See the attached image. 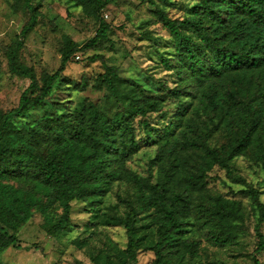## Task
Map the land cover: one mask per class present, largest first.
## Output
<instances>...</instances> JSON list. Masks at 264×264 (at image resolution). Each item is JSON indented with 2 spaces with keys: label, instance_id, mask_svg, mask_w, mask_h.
Wrapping results in <instances>:
<instances>
[{
  "label": "trees",
  "instance_id": "obj_1",
  "mask_svg": "<svg viewBox=\"0 0 264 264\" xmlns=\"http://www.w3.org/2000/svg\"><path fill=\"white\" fill-rule=\"evenodd\" d=\"M33 1L22 0L29 17L6 48L9 72L30 83L15 107L0 110V253L22 248L18 230L36 212L46 233L60 236L72 230L73 201L96 206L120 183L126 191L117 193L115 213L98 223L124 226L127 245L109 239L91 255V264H138L144 251L153 253L152 264H197L203 240L234 246L244 232L242 201L208 191L210 172L219 167L258 210L257 246L247 264H261L264 203L259 189L233 162L244 155L264 170V0H198L181 17L158 6L156 22L172 40V56L161 57L172 85L160 79L149 90L135 82L123 91L113 80L117 67L93 56L104 65L93 87H106L133 109L117 112L102 125L86 118L91 106L86 101L68 112L46 110L38 123L22 120L47 107L78 50L111 41L114 26L103 11L117 0H67L98 20L96 34L84 45L65 34L59 68L41 76L21 58L29 34L40 23L41 11ZM87 86L85 81L82 89ZM170 104L173 109L167 110ZM151 113H160L162 125L145 118L139 127L157 146L150 161L157 174L141 176L128 161L142 147L135 117ZM42 131L47 139L40 150L36 139Z\"/></svg>",
  "mask_w": 264,
  "mask_h": 264
},
{
  "label": "rangeland",
  "instance_id": "obj_2",
  "mask_svg": "<svg viewBox=\"0 0 264 264\" xmlns=\"http://www.w3.org/2000/svg\"><path fill=\"white\" fill-rule=\"evenodd\" d=\"M41 11L40 23L29 34L26 45L21 51L22 61L33 66L39 76L44 71L54 72L60 66L61 48L65 34L72 37L79 45H84L95 36L99 22L86 16L80 7L67 0H34ZM198 0H117L103 11V18L111 23L113 31L111 41L80 49L73 55L61 78L48 98L47 107L37 109L27 115L22 123H38L45 118L46 110L58 112L72 111L83 102H90L86 118L96 119L99 125L112 118L117 112H132V107L124 105L110 94L106 87L96 89L94 82L104 72L100 59L103 56L107 64L117 67L114 82L123 91L130 89L135 82L149 90L157 87L160 79L168 80L171 71L161 64V57H171L172 40L161 23L156 22L154 10L159 6L172 17H181L192 11ZM28 12L22 0H0V110L15 107L21 93L30 81L13 75L8 69L6 48L20 33L28 20ZM88 86L83 90V83ZM172 110L173 105H167ZM152 124L162 125L160 113H151L147 117L136 116L135 124L141 140V150L128 161V166L141 176L157 174V168L150 161L157 153V146L150 141L143 128L139 127L142 119ZM45 132L36 139L39 149L45 148ZM233 166L237 172L260 191L264 203V170L247 156L237 157ZM208 180V191L211 194H223L229 198L240 199L245 211L244 232L239 233L237 244L228 247H217L203 240L197 264H247L253 262L252 255L257 246L255 225L258 210L253 201L241 193L242 186L232 183L225 170L215 167ZM155 179V178H154ZM126 191L124 184L115 183L111 191L102 197L96 206L89 201L72 202V230L60 236H51L42 227L43 218L36 212L35 216L19 230L18 236L22 248L9 247L0 253L1 264H91V255L104 248L109 239L121 247L127 245L128 237L124 226H102L98 221L116 211L117 193ZM123 206L117 210L123 211ZM264 234V223L262 225ZM154 255L144 251L139 255L138 264H152ZM264 264V252L259 255Z\"/></svg>",
  "mask_w": 264,
  "mask_h": 264
},
{
  "label": "built area",
  "instance_id": "obj_3",
  "mask_svg": "<svg viewBox=\"0 0 264 264\" xmlns=\"http://www.w3.org/2000/svg\"><path fill=\"white\" fill-rule=\"evenodd\" d=\"M80 56L79 55H77V58H79Z\"/></svg>",
  "mask_w": 264,
  "mask_h": 264
}]
</instances>
